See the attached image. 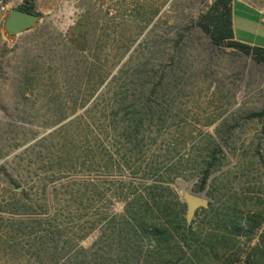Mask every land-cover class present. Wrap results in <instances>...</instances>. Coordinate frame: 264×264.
<instances>
[{"label":"rangeland","instance_id":"rangeland-1","mask_svg":"<svg viewBox=\"0 0 264 264\" xmlns=\"http://www.w3.org/2000/svg\"><path fill=\"white\" fill-rule=\"evenodd\" d=\"M214 1L36 0L9 37L0 0V264H264V63L213 44ZM263 19L235 0L239 41Z\"/></svg>","mask_w":264,"mask_h":264},{"label":"trees","instance_id":"trees-1","mask_svg":"<svg viewBox=\"0 0 264 264\" xmlns=\"http://www.w3.org/2000/svg\"><path fill=\"white\" fill-rule=\"evenodd\" d=\"M35 2L36 0H24L18 8L30 13H34ZM233 5L234 0H215L209 10L201 16L199 20L200 27L216 46L232 47L242 54L252 55L257 62L264 63L263 47L250 46L235 40L236 36L233 27ZM7 35L9 37H14L8 33ZM252 117H264V110L258 114H253ZM207 178L208 177L206 175L201 186L202 189L206 186ZM202 210L208 211L206 209ZM263 217L264 214H257L255 220L252 224H250V226L254 228L261 225L264 220ZM186 227L189 228L187 224ZM240 230V223L234 224L232 232L236 233Z\"/></svg>","mask_w":264,"mask_h":264},{"label":"water","instance_id":"water-1","mask_svg":"<svg viewBox=\"0 0 264 264\" xmlns=\"http://www.w3.org/2000/svg\"><path fill=\"white\" fill-rule=\"evenodd\" d=\"M37 13H30L15 7L6 18L5 29L11 36H20L31 30L33 26L41 22ZM182 199L186 203V223L191 226L200 209L208 210L211 207V199L206 192L184 191Z\"/></svg>","mask_w":264,"mask_h":264},{"label":"crops","instance_id":"crops-1","mask_svg":"<svg viewBox=\"0 0 264 264\" xmlns=\"http://www.w3.org/2000/svg\"><path fill=\"white\" fill-rule=\"evenodd\" d=\"M23 1H24V0H13V3H14L17 7H19ZM234 2H235V0H234ZM263 20H264V19H263ZM235 36H236V35H235ZM235 40L239 41V40L237 39V36L235 37ZM239 42H241V43H243V44L250 45V46H254V45H252V44H249V43H246V42H243V41H239Z\"/></svg>","mask_w":264,"mask_h":264},{"label":"flooded vegetation","instance_id":"flooded-vegetation-1","mask_svg":"<svg viewBox=\"0 0 264 264\" xmlns=\"http://www.w3.org/2000/svg\"><path fill=\"white\" fill-rule=\"evenodd\" d=\"M34 13H36V12H34Z\"/></svg>","mask_w":264,"mask_h":264}]
</instances>
